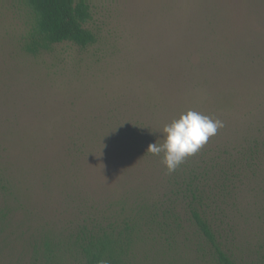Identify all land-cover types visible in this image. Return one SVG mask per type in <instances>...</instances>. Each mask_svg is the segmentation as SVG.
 <instances>
[{
  "label": "rangeland",
  "instance_id": "374dc122",
  "mask_svg": "<svg viewBox=\"0 0 264 264\" xmlns=\"http://www.w3.org/2000/svg\"><path fill=\"white\" fill-rule=\"evenodd\" d=\"M87 2L95 43L31 56L29 10L0 0L4 256L82 206L154 196L180 158L235 159L264 141V0ZM245 183L228 215L234 252L253 255L264 248V165ZM169 252L189 264L193 249L179 239Z\"/></svg>",
  "mask_w": 264,
  "mask_h": 264
},
{
  "label": "trees",
  "instance_id": "16d2710c",
  "mask_svg": "<svg viewBox=\"0 0 264 264\" xmlns=\"http://www.w3.org/2000/svg\"><path fill=\"white\" fill-rule=\"evenodd\" d=\"M17 1L32 17L21 44L24 53L96 42L87 27V0ZM242 150L235 159H205L206 152L198 159L180 158L168 167L165 189L152 198L82 206L58 228L38 231L25 247L12 248L7 256L0 250V264H174L169 251L179 239L193 249L189 264H264L260 244L253 255L244 254L245 248L234 252L236 226L228 211L264 165V141ZM158 254L163 258L155 263Z\"/></svg>",
  "mask_w": 264,
  "mask_h": 264
}]
</instances>
